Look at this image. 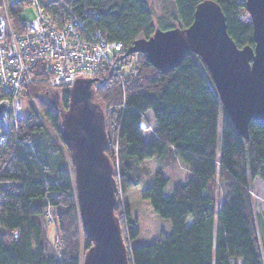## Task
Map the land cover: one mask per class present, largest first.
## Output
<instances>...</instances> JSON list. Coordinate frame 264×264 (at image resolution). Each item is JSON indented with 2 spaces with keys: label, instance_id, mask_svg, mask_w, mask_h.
Segmentation results:
<instances>
[{
  "label": "trees",
  "instance_id": "obj_1",
  "mask_svg": "<svg viewBox=\"0 0 264 264\" xmlns=\"http://www.w3.org/2000/svg\"><path fill=\"white\" fill-rule=\"evenodd\" d=\"M200 1L170 0L169 17L154 20L146 0H64L88 30L98 29L108 41L121 42L122 55L134 40L149 38L156 28L189 26ZM214 1L237 47L253 46L245 0ZM46 9L59 24L70 15L57 0H49ZM8 10L14 28L21 31L23 6L9 5ZM125 56L135 58L137 73H124L119 80L101 71L104 81L95 88V99L104 105L112 124L105 153L118 170L114 175L118 206L121 202L130 247L120 219L119 223L129 264H264L250 196L252 180L264 185V124L251 121L248 138L239 136L207 68L193 53L166 72L154 68L144 54ZM33 74L36 79L24 93L30 100L29 111L0 145V264H81L91 242L81 227L69 169L57 160L50 165L41 158L48 144L41 140L40 120L60 136V114L68 108L69 97L63 90L59 110L41 101V96L61 89L47 87L41 64ZM145 113L154 120L153 134L147 140L143 138ZM166 151L189 171L187 180L174 184L168 195L163 193L168 177L160 169L153 173L150 186L130 175L135 166L160 158ZM216 175L224 185L219 202L217 191L211 188ZM142 199L169 220L171 230L161 232L151 244L133 245L138 230L129 218V208ZM49 210L54 211L49 217L60 239L58 250L47 239Z\"/></svg>",
  "mask_w": 264,
  "mask_h": 264
},
{
  "label": "water",
  "instance_id": "obj_2",
  "mask_svg": "<svg viewBox=\"0 0 264 264\" xmlns=\"http://www.w3.org/2000/svg\"><path fill=\"white\" fill-rule=\"evenodd\" d=\"M253 46L237 47L227 33L225 17L214 0H202L185 28H156L138 38L125 55L141 53L161 72L197 55L207 68L219 102L237 134L248 138L251 121L264 124V0H245ZM96 78H79L65 89L68 108L60 114L61 137L70 149L74 192L82 230L91 242L81 264H129L121 235L117 182L105 153V114L95 99Z\"/></svg>",
  "mask_w": 264,
  "mask_h": 264
},
{
  "label": "built area",
  "instance_id": "obj_3",
  "mask_svg": "<svg viewBox=\"0 0 264 264\" xmlns=\"http://www.w3.org/2000/svg\"><path fill=\"white\" fill-rule=\"evenodd\" d=\"M48 1L1 0L0 145L8 140L24 116V93L36 79L33 71L38 64L47 74L50 89L64 90L79 78H96L95 89L104 81L100 78L104 70L115 74L119 80L124 73H137L135 58L121 54V42L108 41L98 29L88 30L85 21L74 15L64 0H57V4L70 15L64 23H57L52 18L53 13L46 9ZM9 5L23 8L30 5L35 17L23 21L21 31H17L10 18ZM120 208L124 213L121 202ZM13 235L16 237L17 233L14 231ZM51 242L53 249L58 250L60 239L55 237Z\"/></svg>",
  "mask_w": 264,
  "mask_h": 264
},
{
  "label": "rangeland",
  "instance_id": "obj_4",
  "mask_svg": "<svg viewBox=\"0 0 264 264\" xmlns=\"http://www.w3.org/2000/svg\"><path fill=\"white\" fill-rule=\"evenodd\" d=\"M150 10L154 16V20L157 17L165 15L169 17L170 13H172V5L170 0H146ZM165 13V14H164ZM21 20L22 21H29L35 17V11L32 6L26 5L23 10L21 11ZM65 90V89H64ZM63 90H60L58 93H50L46 96H41L40 100L43 102H48L54 107L55 109L59 110V99L61 98V94ZM23 114L26 115L29 111V98L24 96L23 97ZM99 103V102H97ZM100 104V103H99ZM106 120V133L107 130L111 133V123L110 118L108 119V112L104 105L100 104ZM62 111V109H61ZM144 122L147 125L145 129H143V138L147 140L152 134L154 129V120L151 117L150 113L144 114ZM143 122V123H144ZM40 123L44 127V134L42 136V141L48 144V152L43 151L41 152V158L46 160L47 162L51 163L56 162L55 160L61 162L63 165L67 166L70 173V180L72 187L74 188V173H73V164L70 149L67 147L65 142L61 137L56 133V131L44 120H40ZM218 131L220 132V125L218 127ZM219 132H218V146H217V156L220 154V141H219ZM115 143V141H114ZM108 144V142H107ZM116 151V144H113V148ZM116 164V163H115ZM160 169L167 177L168 182L164 188V195H168L171 191V188L174 184L183 183L187 180L189 176V171L187 167L182 164L178 159L174 158L173 154L169 155L166 151L164 154L160 156V158H154L150 160H146L141 162L137 166L134 167L132 173L130 174L132 178L137 179L143 186H150L153 183V173ZM117 167L113 168V176L117 175ZM115 178V177H114ZM117 182V181H116ZM211 188L217 191L218 194V202L221 201L223 197V190L224 185L223 181L216 177L213 179V184ZM117 195V194H116ZM250 196L252 198V203L254 206V213L264 208V186L263 183L259 181V179H254L250 183ZM116 214L121 221L122 224V231L124 236L127 239L128 235V226L126 222L125 214L122 213L121 208L116 204ZM255 208L257 211H255ZM52 210L47 212L48 217L52 214ZM254 225L257 231V237L261 248V255L264 263V217L261 219L259 215L254 214ZM129 218L132 222V225L137 228L138 235L133 238L132 244L133 245H141V244H151L153 243L161 232L169 233L171 230V224L168 219L163 218L156 214L151 205L149 200L142 199L135 204H133L129 208ZM124 220V221H123ZM48 222L51 223L49 227H47V239L49 241H53L54 238L57 236V232L55 230V225L52 224V218H48ZM129 241L127 242L128 245ZM84 254V253H83ZM83 256V255H82Z\"/></svg>",
  "mask_w": 264,
  "mask_h": 264
},
{
  "label": "crops",
  "instance_id": "obj_5",
  "mask_svg": "<svg viewBox=\"0 0 264 264\" xmlns=\"http://www.w3.org/2000/svg\"><path fill=\"white\" fill-rule=\"evenodd\" d=\"M150 138V137H149ZM260 181V180H259ZM261 182V181H260ZM264 186V185H263ZM255 211H257V209L255 208ZM255 214L259 215L260 218L262 219L264 217V208L261 209V211L259 210L258 213L255 212ZM255 216V215H254ZM264 230V229H263ZM263 246H264V240H263Z\"/></svg>",
  "mask_w": 264,
  "mask_h": 264
}]
</instances>
